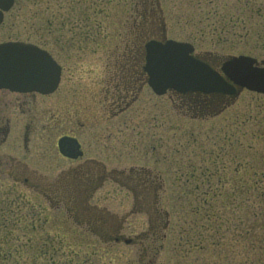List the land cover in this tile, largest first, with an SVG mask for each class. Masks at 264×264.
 Returning <instances> with one entry per match:
<instances>
[{
	"label": "rangeland",
	"instance_id": "1",
	"mask_svg": "<svg viewBox=\"0 0 264 264\" xmlns=\"http://www.w3.org/2000/svg\"><path fill=\"white\" fill-rule=\"evenodd\" d=\"M72 1L17 0L13 10L5 14L4 21L0 25V40H23L36 44L47 41L40 46L48 50L50 37L46 28L54 22L52 14L57 16L55 23H64V26L70 23L79 25L103 23L106 26L100 31V35L105 38L103 48H92L96 52L90 55L93 56L91 62L85 65L64 60L67 67L66 74L74 72L73 80L75 78L78 80L81 76L87 78L88 87L94 89L100 87L102 79L106 80L108 73H111L113 60L108 57V53L122 54L123 40L127 41L130 36L134 38L139 35L134 20L138 19L136 11H141L142 6L140 7L137 0H77L76 2H83L85 6L82 5L81 8L87 11L66 13L65 10L69 9V3L72 4ZM157 2L161 11L155 6L157 11H147L146 14L144 27L150 33L147 38H171L190 42L195 46L194 52L204 56L214 66H219L222 60L229 56L239 54L254 57L258 63L264 64V0L240 2L238 0L212 2L157 0ZM234 3L239 5L236 4L237 7H234ZM78 6L75 5V8ZM129 6L134 7V11ZM212 6L217 8L219 11L216 12L221 15L222 22L217 26L233 16V22H228L227 25L225 23L226 29L222 30L217 26L216 29H209L208 25L204 27L203 24L198 23V13L204 14ZM229 7L235 9L242 7L247 9V12L228 11ZM241 19L245 20V26ZM162 30L165 31L164 35L161 33ZM61 32L59 39L62 40L75 34L68 32L66 27H63ZM143 41L140 42L141 47ZM141 58L142 51L139 59L140 68ZM121 60L124 61L122 58ZM190 104L195 106L189 108L172 103L170 98L158 97L144 85L135 105L127 113L114 118L115 121L122 123L130 120L135 125L136 131L135 151L122 150L118 161L119 167L127 168L134 165L137 168L153 171L155 174L141 175L137 178H145L146 185H151L152 188L158 186L161 190L158 193L164 204L162 210L167 214L160 223H152V226H159L157 234L160 235H152L146 239L137 238L139 234L146 233L150 227L147 215L137 212L129 215L123 224L122 237L132 239L129 244L124 243V238L115 242L113 239L79 238L78 230H74L75 224L78 223L76 220L83 222L84 219L79 215H68L63 206H58L56 230L48 225L45 230L40 228L30 230L32 233L42 232L48 236H53L54 232L57 236L66 235L62 243L58 238L39 240L40 243L44 241L47 245L45 247L48 254L51 252L55 254L53 264H76L75 261L80 260L81 257L83 260L87 258L84 264H264V255L256 257L252 251L249 252V257L251 259L254 256V258L247 261L246 241L236 230L241 228L240 220L243 216L234 219L237 212L225 214L226 217L222 216L226 222L220 224L228 228L219 233L221 238L217 240V246L211 244L213 240L206 236L192 245H188L186 241L187 235L191 238L200 231L189 233L190 228L198 229L196 225L205 224L204 219L194 216L195 212L205 209L198 206L196 199L202 197V190L207 188V183L205 185L199 183L200 173L206 171L205 169L216 171L215 169H219L220 166L223 169V165L228 164V172L230 175L233 174L235 168L230 165L231 160L224 156V152L217 153L219 150L216 148L221 146L222 138L226 133L232 135L231 139H237L242 143L249 142L250 131L260 121L258 112L260 109L264 110V94L244 89L234 97L211 96L210 102L201 108H197L200 106L198 101ZM200 104L202 105V102ZM242 125L244 128H241ZM232 128H235L234 131H231ZM124 135H127V132L121 134ZM222 157L225 159L221 160ZM214 161L219 167H213ZM64 164L58 161V168L64 167ZM188 175L195 178L189 179ZM71 178L74 176H58L57 180L63 179L64 182H68ZM215 181V177L211 178L212 188L216 184ZM123 184H128L123 176L106 178L90 202L97 203L98 207L86 208V217L88 218L90 214L94 216H90L92 219H89L87 225L83 224L84 230L86 227L88 230H93L99 227L102 221L116 226L131 209L139 208V205L132 208V195L122 187ZM139 189L138 185L137 201L144 199ZM83 190L84 187L83 189L80 187V191ZM243 204L245 205L244 202ZM143 209L146 210V207ZM98 219L101 221L99 222ZM14 223L5 224L6 228L0 226V251L4 253L0 254V264H52L43 258L44 254L40 251L25 245V242H28L27 238L16 237L22 234V230H18L17 224ZM208 223L210 226L218 225L214 218ZM210 234H213V230ZM81 239L85 240L83 244L79 242ZM34 241L38 243L37 240ZM89 243L91 248L88 247ZM70 246L72 248L70 252L79 251L80 255L73 254V257L71 254L66 255ZM8 250H11L14 256L2 261L1 256L9 255Z\"/></svg>",
	"mask_w": 264,
	"mask_h": 264
},
{
	"label": "flooded vegetation",
	"instance_id": "2",
	"mask_svg": "<svg viewBox=\"0 0 264 264\" xmlns=\"http://www.w3.org/2000/svg\"><path fill=\"white\" fill-rule=\"evenodd\" d=\"M16 1L12 0L6 10L0 8V11H4L0 25L5 14L13 10ZM76 1L69 3L70 7L65 10L66 13L87 11L81 8L82 5L85 6L82 1ZM143 3L146 11H161L157 0H144ZM236 4L239 5L234 3V7H237ZM75 5L80 7L75 8ZM242 7L240 9L229 7L228 11L247 12V9ZM216 11L219 10L212 6L204 14L198 13V23L204 27L208 25L209 29H216L215 27L222 22L221 15ZM52 15L54 22L46 31L50 37L48 53L60 67L56 87L43 92L0 86V226L6 228L5 224L15 222L17 229L22 230V234L16 236L19 239L21 236L36 240L66 238V235L57 236L55 232L53 236H48L42 232L30 231L39 228L45 230L47 225L56 230L57 207L63 206L68 215H79L84 219L83 222L76 220L78 223L75 224L74 230H78L79 238L122 239L123 224L129 215L137 212L145 213L150 224L147 232L139 234L137 238L146 239L152 235H160L157 234L159 226H152V223H160L167 214L162 210L164 204L158 193L161 190L158 186L152 188L151 185H146L145 178H137L141 175H155L154 172L134 165L121 168L118 162L122 150L135 151L136 131L130 120L122 123L115 121L114 118L127 113L139 99L143 86H147L145 73L137 70L135 37L130 36L127 41L123 40L122 54L115 55L114 50L113 53H108V57L113 60L111 73H108L106 80L102 79L100 87L90 89L87 78L81 76L80 79L73 80L74 72L66 74L64 60L85 65L91 62L93 56L90 55L96 52L92 48H103L105 38L100 35V31L106 26L103 23L82 25L70 23L64 26V23H55L57 16ZM232 17H228L227 21H223V24L217 27L226 29L225 23L227 25L228 22H233ZM241 20L245 26V20ZM63 27L75 34H71L72 36L65 40L59 39ZM128 29L131 30L129 27ZM164 32L162 30L161 33L164 35ZM8 41L23 40H0V44ZM40 43L33 44L44 48L40 45L46 43L43 41ZM190 44L195 48L194 44ZM193 54L211 64L204 56L195 52ZM156 96L170 98L172 103L189 108L194 105L190 103L198 101L200 106L197 108H201L210 102L211 96L221 95L179 93L171 90ZM124 132H127V135L121 136ZM61 138L67 139L65 149L68 154L60 151ZM58 161L66 165L58 168ZM58 176L74 178L64 182L63 179L58 181ZM112 176L125 177L128 184H123L122 187L132 195V208L135 205H139V208L131 209L116 226L102 221L99 227L93 230L86 227L84 230L83 224L87 225L89 219H92L90 216H94L90 214L87 218L86 208L98 207L97 203H90L91 199L106 178ZM138 185L144 198L141 201H137ZM80 187L82 189L84 187V190L80 191ZM144 206L146 210L143 209Z\"/></svg>",
	"mask_w": 264,
	"mask_h": 264
},
{
	"label": "water",
	"instance_id": "3",
	"mask_svg": "<svg viewBox=\"0 0 264 264\" xmlns=\"http://www.w3.org/2000/svg\"><path fill=\"white\" fill-rule=\"evenodd\" d=\"M12 0H0L6 10ZM2 11H0V21ZM147 83L154 93L168 89L181 93L199 91L236 96L242 89L264 94V64L246 55L223 60L220 72L194 57L189 43L174 40H149L144 45ZM59 79V67L43 49L29 43L0 44V86L20 90L50 91ZM66 138L59 140L63 154ZM129 244L131 239H123Z\"/></svg>",
	"mask_w": 264,
	"mask_h": 264
},
{
	"label": "trees",
	"instance_id": "4",
	"mask_svg": "<svg viewBox=\"0 0 264 264\" xmlns=\"http://www.w3.org/2000/svg\"><path fill=\"white\" fill-rule=\"evenodd\" d=\"M137 2L140 3V7L142 6L141 11H136L138 19L134 20L136 29L139 31V35L134 38L137 49V70H139L140 52L142 51L140 42L146 39L148 37L147 35L150 33H148L144 27L147 11L141 0H137ZM130 8L134 11V7ZM258 116L260 121H258L253 130L250 131L249 142L242 143L237 139H231L232 135L226 133V136H223L222 138L223 142L221 146H217L216 148L219 150L217 153L224 152V156L227 157L228 160H231L230 165H232V168H235L233 174H229L228 164L223 165L222 169V166L219 167L216 164V161H214L213 167H219V169H215L216 171L212 172L210 169H205L206 171L200 173L201 176L199 183L204 185L207 183V188L202 190V197L196 199L199 203L198 206L204 207L205 209L201 212H195L194 216L196 218L199 217L204 219L206 225H196L198 226V229L190 228L189 233L197 230L200 231L193 234L191 238L186 234L188 237L186 240L188 245H192L206 236L208 239L213 240V243L211 244L217 246V240L221 238L219 233L228 228L226 225L223 226V224H220V222L225 224L226 219H224V217L227 216L225 214H233V212L235 214V212H237L238 217L235 216L234 219H240L241 216H243L240 220L241 228H236V230L241 236L243 235L242 237L246 241V248L248 249L247 261L248 259L252 260L254 256L260 257L264 255V110L260 109ZM241 128H244V125H242ZM234 129L232 128L231 131H234ZM227 131L229 130H226V132ZM220 159L223 160L225 158L222 157ZM218 164H220V162H218ZM219 171L220 173H218ZM206 174L209 175L206 176ZM191 176L192 175H188L189 179L195 178ZM213 177L216 178V184L213 185L212 188L211 178ZM223 215L225 216L222 217ZM213 218L218 222L217 226L209 225L210 222L208 223V221ZM212 230L213 234L211 235L210 232H212ZM34 240L28 239V242H25V245H28L29 248L36 249V251H40L44 254L43 258H46L49 263L53 264L55 254H53V252L50 254L47 253L48 251L45 247L47 245L44 241L40 243V241L37 240V243ZM16 241L18 240L16 239ZM62 241L65 240L61 238L60 242L62 243ZM84 241L85 240L81 239L79 242L83 244ZM68 245H70V243ZM16 246H18V244H16ZM88 247L91 248L90 243ZM81 249L83 251V248ZM70 250H72L71 246L66 255L71 254V257H73V254L75 256L80 255L79 251L70 252ZM250 251H252V254L254 255L251 259L249 257ZM7 253H9V255L5 254L1 256L2 261L14 256L11 253V250H8ZM0 254L4 253L0 251ZM16 254L18 255V253ZM86 260L87 258L83 260L81 257L80 260L77 259L75 262L76 264H84V261Z\"/></svg>",
	"mask_w": 264,
	"mask_h": 264
}]
</instances>
